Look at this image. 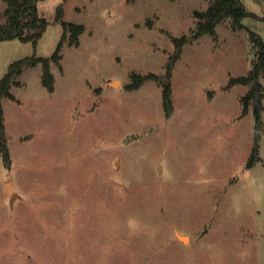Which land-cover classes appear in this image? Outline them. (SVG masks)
Listing matches in <instances>:
<instances>
[{
	"label": "rangeland",
	"instance_id": "rangeland-1",
	"mask_svg": "<svg viewBox=\"0 0 264 264\" xmlns=\"http://www.w3.org/2000/svg\"><path fill=\"white\" fill-rule=\"evenodd\" d=\"M242 1L256 16L242 29L226 17L213 36L195 16L210 0H39L38 42L0 40L1 80L18 59L52 55L61 5L85 25L52 64L53 91L39 63L2 99L0 264H264V110L258 124L253 107L243 114L250 86L229 87L252 68L264 0ZM184 34L165 108L158 80L129 84L134 72L167 82Z\"/></svg>",
	"mask_w": 264,
	"mask_h": 264
},
{
	"label": "trees",
	"instance_id": "trees-1",
	"mask_svg": "<svg viewBox=\"0 0 264 264\" xmlns=\"http://www.w3.org/2000/svg\"><path fill=\"white\" fill-rule=\"evenodd\" d=\"M7 7L5 9V21L0 20V40L19 38L22 41H33L37 43L43 36L48 27V20L41 16L38 11L39 0H5ZM256 16L248 11L242 0H210L209 6L205 10H196L195 16L199 18L198 31L200 34L209 33L217 36V24L224 18L232 19L233 27L242 29L245 27L243 22L247 16ZM58 20L64 27V33L51 56H40L36 53L18 59L9 65L7 72L0 80V144L1 150L6 161L9 160V149L5 137V117L2 99L4 97L16 100L13 87L20 85L18 76L28 67H34L39 63L42 64V83L50 91L55 89V75L52 70V64L60 63L63 58V45L66 39L69 44L77 46L80 44V36L85 31V25L63 19V6L59 8ZM251 38L256 48L255 58L252 61V68L247 75L232 77L229 87L236 84L249 85L248 92L242 97L243 114H246L251 107L255 115L256 122L262 123V113L264 110V84L260 77L264 74V38L251 30ZM192 38L186 34L174 36L175 49L170 56L167 64V82H163L161 76L154 72L142 74L134 72L132 82L129 84L131 89L140 88L150 79L158 80L163 85V96L165 108L172 106V70L176 61L181 57L184 46ZM258 145L251 153L248 167H251L257 161ZM8 165V164H7Z\"/></svg>",
	"mask_w": 264,
	"mask_h": 264
},
{
	"label": "water",
	"instance_id": "water-1",
	"mask_svg": "<svg viewBox=\"0 0 264 264\" xmlns=\"http://www.w3.org/2000/svg\"><path fill=\"white\" fill-rule=\"evenodd\" d=\"M115 84H117V83H115Z\"/></svg>",
	"mask_w": 264,
	"mask_h": 264
}]
</instances>
